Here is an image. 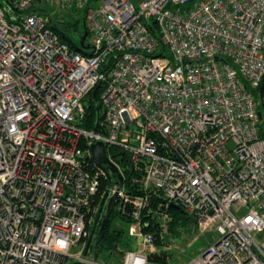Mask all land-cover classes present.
<instances>
[{
	"label": "built area",
	"instance_id": "2783aa9c",
	"mask_svg": "<svg viewBox=\"0 0 264 264\" xmlns=\"http://www.w3.org/2000/svg\"><path fill=\"white\" fill-rule=\"evenodd\" d=\"M34 3L85 7L84 53L61 42ZM263 80L264 0H5L0 264H113L84 255L106 180L91 159L97 142L129 155L141 192L110 187L120 212L130 206L128 237L141 246L119 264H149L171 204L210 235L185 264H264L255 239L264 140L252 95ZM100 84L99 121L84 128Z\"/></svg>",
	"mask_w": 264,
	"mask_h": 264
},
{
	"label": "trees",
	"instance_id": "16d2710c",
	"mask_svg": "<svg viewBox=\"0 0 264 264\" xmlns=\"http://www.w3.org/2000/svg\"><path fill=\"white\" fill-rule=\"evenodd\" d=\"M57 23H59L60 26L53 25L52 22H50L49 24L51 28L54 27L55 29H58L59 31H65V30L70 29L71 27V26L66 27L64 25L63 20H58ZM85 32H86V38H87L88 33L86 29L84 28V33ZM58 37L61 42L68 44L63 37H61L60 35H58ZM68 45L69 47H72L70 44ZM102 87H103L102 84L98 85L93 90L95 92L94 95H92L93 94L92 92L91 94H89V96L86 99V104H85L86 105V112H85L86 119H85V122L83 123L84 128H93L95 124L99 121V111L101 109L99 95L102 90ZM252 95L257 101H259L258 112L261 113V116L263 118L264 116V80L261 81V83L258 85L256 89L252 90ZM259 136L261 139H263V133L260 128H259ZM107 154L117 164L118 168L120 169L122 173V177H123L122 188L124 189L125 193L130 194L132 196L141 194V192L137 189V185L132 184V177L136 176V174L133 172L129 164V155L126 152L118 148H109L107 150ZM115 183H117V179L113 178L112 185ZM106 188H107V181L102 180L100 190L103 195L106 191ZM154 197L161 199L156 194L154 195ZM157 201L159 200L153 201V206L156 205ZM118 206L119 204L117 203L111 211L108 224L105 227L104 232H103V237L99 245V250L97 251L98 257L104 256V259H102L103 261L108 262V263H113V264H119L123 258L124 253L127 250L132 249L130 245V242L132 240L128 237V231H127L131 223V218H130L131 208L130 206L127 205L125 207L124 213H122L118 210L117 208ZM168 213L171 217V221L169 222L168 229L172 236L177 233V230L180 229L184 223L191 222L194 224L193 218L189 217L184 211L175 210L169 207ZM114 221H116L118 224H115ZM145 230H149V229H145ZM87 240L88 238L86 239V242ZM159 243L160 241L157 240L156 245L159 246ZM89 252L94 253V247H92L91 245L89 246L86 254L88 255ZM166 261H167V254L166 252H163V251H160V252L156 251L148 256L149 264H153V263L165 264Z\"/></svg>",
	"mask_w": 264,
	"mask_h": 264
},
{
	"label": "rangeland",
	"instance_id": "374dc122",
	"mask_svg": "<svg viewBox=\"0 0 264 264\" xmlns=\"http://www.w3.org/2000/svg\"><path fill=\"white\" fill-rule=\"evenodd\" d=\"M1 3L4 4L5 0H0V4ZM43 9L45 10L44 13H50V19L52 20L51 22L53 25L60 26V24L57 22L58 20H63L66 27L71 26L70 29L61 31V33L64 34L76 47H80L81 37L84 33L83 20L85 7L77 5H49L46 3L43 6ZM89 40L90 38L87 36L84 44L88 45ZM259 128L262 130L264 140V116L260 120ZM116 221H114V223L118 224ZM168 227L159 240V246L156 245L158 252L163 251L167 254V261L165 264H185L192 258L205 251L210 240V235H200L198 232H196L193 223H184L173 236L170 234ZM255 239L259 243L264 242V232L256 235ZM83 241H81V244ZM130 245L132 249L141 248V246L137 247L133 241L130 242ZM79 251H81V248L77 245L70 249V253L72 254H76ZM92 255V252L88 253V256ZM98 259L102 260L104 259V256H99Z\"/></svg>",
	"mask_w": 264,
	"mask_h": 264
},
{
	"label": "water",
	"instance_id": "95a60500",
	"mask_svg": "<svg viewBox=\"0 0 264 264\" xmlns=\"http://www.w3.org/2000/svg\"><path fill=\"white\" fill-rule=\"evenodd\" d=\"M49 20L51 19L49 18ZM52 30L58 35H60L61 37H63L65 41L68 44H70L72 48H74L76 51L80 53H84V49L88 48L87 46H84L83 44V42L86 39V32L81 38L80 47H76L64 34L61 33V31H59L58 29H55L54 27H52ZM216 60H220V58L216 57ZM94 93L95 92L93 91L92 95H94ZM258 118L259 119L262 118L260 112H258ZM90 154H91L92 162L103 171L105 179L107 181V188L100 202V205L93 217L91 233L86 242V248L84 250V255H85L88 251L89 246L91 245V238L96 234V241L94 243V253H93V258L96 260L98 257L97 251L99 250V245L103 237L104 229L108 224L112 209L118 202L117 193L110 195V187L112 185V179L113 178L117 179L118 190H120L123 185V177L120 174L118 168L114 164H112L110 160L108 159L105 147L101 142H97L90 147ZM170 207L175 210L183 211L181 207L175 204H171ZM103 211H104V214H103ZM71 264H84V263L72 262Z\"/></svg>",
	"mask_w": 264,
	"mask_h": 264
},
{
	"label": "crops",
	"instance_id": "0c3cea01",
	"mask_svg": "<svg viewBox=\"0 0 264 264\" xmlns=\"http://www.w3.org/2000/svg\"><path fill=\"white\" fill-rule=\"evenodd\" d=\"M44 5H41V4H38V3H34L32 10L33 11H36L40 15H43V16H46V17H49L50 18V13L49 14L48 13H44V11H45L43 9V6ZM42 13H44V14H42Z\"/></svg>",
	"mask_w": 264,
	"mask_h": 264
},
{
	"label": "flooded vegetation",
	"instance_id": "af4514ba",
	"mask_svg": "<svg viewBox=\"0 0 264 264\" xmlns=\"http://www.w3.org/2000/svg\"><path fill=\"white\" fill-rule=\"evenodd\" d=\"M100 224V222H99ZM96 241V234L91 238V246L94 247V243Z\"/></svg>",
	"mask_w": 264,
	"mask_h": 264
}]
</instances>
